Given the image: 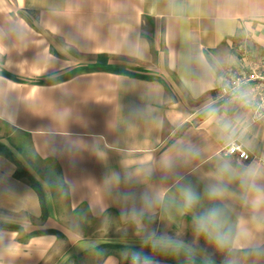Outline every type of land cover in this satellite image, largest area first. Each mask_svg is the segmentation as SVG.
I'll return each instance as SVG.
<instances>
[{"label": "crops", "instance_id": "1", "mask_svg": "<svg viewBox=\"0 0 264 264\" xmlns=\"http://www.w3.org/2000/svg\"><path fill=\"white\" fill-rule=\"evenodd\" d=\"M102 55L129 74L39 84ZM263 66L264 0H0V123L55 167L70 211L136 225L160 216L246 264L264 253V119L254 121L256 83L218 97L230 70ZM234 141L250 161L223 155ZM16 162L0 155V225L12 227L0 228V264H44L60 245L50 231L63 233L51 193L38 180L43 221ZM68 240L80 257L87 247ZM100 264L122 262L112 254Z\"/></svg>", "mask_w": 264, "mask_h": 264}, {"label": "rangeland", "instance_id": "2", "mask_svg": "<svg viewBox=\"0 0 264 264\" xmlns=\"http://www.w3.org/2000/svg\"><path fill=\"white\" fill-rule=\"evenodd\" d=\"M0 143L6 145L17 162L51 193L56 221L63 237L44 264H100L110 253L116 255L122 264L136 263L134 254L141 258H161L186 264L198 261L199 257H204L207 264H246L244 258L240 263L232 253L215 249L194 229H170L160 216L136 225L122 224L112 214L101 221H94L84 212L72 213L57 170L35 157L26 136L0 123ZM67 237L73 242L80 240L82 249L87 247L80 257L72 256L74 250ZM105 245L123 249L97 250ZM247 264H264V253L250 255Z\"/></svg>", "mask_w": 264, "mask_h": 264}, {"label": "built area", "instance_id": "3", "mask_svg": "<svg viewBox=\"0 0 264 264\" xmlns=\"http://www.w3.org/2000/svg\"><path fill=\"white\" fill-rule=\"evenodd\" d=\"M228 86L220 91L218 101L224 102L228 99L236 98L244 89L256 83L251 105L254 109V121L264 119V66L261 68L248 69L246 71H233L227 73ZM225 157H235L238 160L248 162L251 157L244 145L239 141H234L223 150Z\"/></svg>", "mask_w": 264, "mask_h": 264}, {"label": "trees", "instance_id": "4", "mask_svg": "<svg viewBox=\"0 0 264 264\" xmlns=\"http://www.w3.org/2000/svg\"><path fill=\"white\" fill-rule=\"evenodd\" d=\"M97 71H110V72L129 74L127 71L116 70L113 67H111L109 65L108 56L102 55L98 58L95 64L88 65V66L79 68L77 70H74L71 73L64 75L60 78H57L53 81H48V82L40 81L39 84H54V83L61 82V81L63 82V81L69 80L71 77L79 73H90V72H97ZM2 74L5 76H9L4 71L2 72ZM0 155L7 159L14 160V162H16L14 159L13 153L10 151V149L6 145L2 143H0ZM16 164L18 166V170L15 173V178L17 180L25 181L26 183H28V185L37 193V195L39 196L41 206H42V211H43L42 220L46 221L48 219V214H47L45 195H44V191H43V187L41 183L29 171L24 169L19 163L16 162ZM0 228L12 229V227L8 225H0ZM50 233H55L58 236L63 237V235L57 231H50ZM102 249L104 250L108 249V250L114 251V250L123 249V247L105 245V246L99 247L97 250H102ZM110 255H112V253L108 254V256ZM192 264H201V263L198 261H194Z\"/></svg>", "mask_w": 264, "mask_h": 264}, {"label": "clouds", "instance_id": "5", "mask_svg": "<svg viewBox=\"0 0 264 264\" xmlns=\"http://www.w3.org/2000/svg\"><path fill=\"white\" fill-rule=\"evenodd\" d=\"M221 190L218 188H213L210 190L209 194L212 196L217 195ZM197 200L195 193L191 192L190 190L186 192V203L188 206H192ZM219 215V211L217 209H213L209 212L208 217L202 218V222L205 219H214ZM134 260L136 264H149L147 258H141L138 255L134 254Z\"/></svg>", "mask_w": 264, "mask_h": 264}]
</instances>
